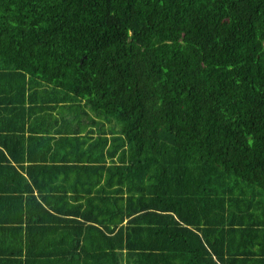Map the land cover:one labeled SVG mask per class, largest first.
Wrapping results in <instances>:
<instances>
[{
    "label": "trees",
    "instance_id": "1",
    "mask_svg": "<svg viewBox=\"0 0 264 264\" xmlns=\"http://www.w3.org/2000/svg\"><path fill=\"white\" fill-rule=\"evenodd\" d=\"M0 264H264V0H0Z\"/></svg>",
    "mask_w": 264,
    "mask_h": 264
}]
</instances>
